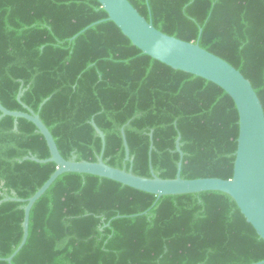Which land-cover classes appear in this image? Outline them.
I'll use <instances>...</instances> for the list:
<instances>
[{"label":"trees","instance_id":"trees-1","mask_svg":"<svg viewBox=\"0 0 264 264\" xmlns=\"http://www.w3.org/2000/svg\"><path fill=\"white\" fill-rule=\"evenodd\" d=\"M159 32L198 44L247 79L264 110V0H127ZM23 92L18 101L19 92ZM0 104L38 114L65 160L136 176L233 175L238 113L219 87L143 55L96 0H0ZM0 120V201L55 172L30 122ZM123 129L130 162H125ZM150 134L152 135V146ZM25 204H0V259L22 240ZM264 241L220 192L156 196L92 175L59 176L36 201L12 264H254ZM0 264H8L0 260Z\"/></svg>","mask_w":264,"mask_h":264},{"label":"water","instance_id":"water-1","mask_svg":"<svg viewBox=\"0 0 264 264\" xmlns=\"http://www.w3.org/2000/svg\"><path fill=\"white\" fill-rule=\"evenodd\" d=\"M107 20L111 21L127 38L133 47L143 55L156 60L173 70L181 71L191 76L205 80L223 90L233 101L238 113V138L235 153L233 175L229 180L218 178H202L184 180L180 176L183 154L180 150V138L176 140L175 149L179 155L178 169L175 179L163 180L155 175L149 162L151 178H143L132 173L131 169L119 170L108 166L103 161L105 146L104 134L93 124L96 134L102 142L100 156L97 161H76L73 156L65 160L59 153L53 136L43 124L38 114L23 105L27 112H14L5 109L0 104V120L10 117L15 120L23 119L35 126L42 135L49 150L50 157L38 160L33 156L25 158L36 163H54L55 172L44 185L29 199L21 200L6 197L0 201H15L22 204L24 218L22 222V240L15 252L7 259H0L12 264L13 258L26 244L28 237L29 216L32 207L55 180L66 173L92 175L119 183L131 189L152 194L157 199L163 196L198 194L202 192H220L228 195L236 204L246 222L250 224L260 239L264 241V110L254 92L251 83L234 67L217 56L203 50L198 44L188 43L167 36L156 30L151 22H147L132 7L127 0H96ZM18 94V101L22 96ZM125 162L132 164L129 149L124 137ZM152 146V135L150 134ZM254 264H264V261Z\"/></svg>","mask_w":264,"mask_h":264}]
</instances>
